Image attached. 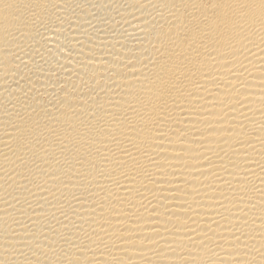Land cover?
<instances>
[{
  "label": "bare ground",
  "instance_id": "obj_1",
  "mask_svg": "<svg viewBox=\"0 0 264 264\" xmlns=\"http://www.w3.org/2000/svg\"><path fill=\"white\" fill-rule=\"evenodd\" d=\"M0 264H264V0H0Z\"/></svg>",
  "mask_w": 264,
  "mask_h": 264
}]
</instances>
